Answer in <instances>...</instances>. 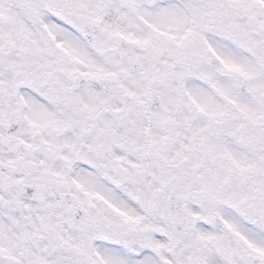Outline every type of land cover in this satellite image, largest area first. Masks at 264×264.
<instances>
[{
    "label": "snow or ice",
    "instance_id": "1",
    "mask_svg": "<svg viewBox=\"0 0 264 264\" xmlns=\"http://www.w3.org/2000/svg\"><path fill=\"white\" fill-rule=\"evenodd\" d=\"M0 264H264V0H0Z\"/></svg>",
    "mask_w": 264,
    "mask_h": 264
}]
</instances>
